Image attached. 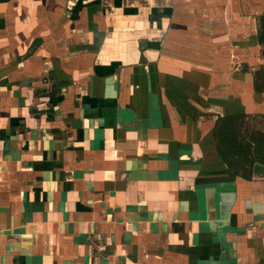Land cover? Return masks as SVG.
<instances>
[{
  "label": "crops",
  "instance_id": "1",
  "mask_svg": "<svg viewBox=\"0 0 264 264\" xmlns=\"http://www.w3.org/2000/svg\"><path fill=\"white\" fill-rule=\"evenodd\" d=\"M263 17L0 0V264H264V164L233 173L214 136L264 122Z\"/></svg>",
  "mask_w": 264,
  "mask_h": 264
},
{
  "label": "trees",
  "instance_id": "2",
  "mask_svg": "<svg viewBox=\"0 0 264 264\" xmlns=\"http://www.w3.org/2000/svg\"><path fill=\"white\" fill-rule=\"evenodd\" d=\"M261 30L260 40L264 44V17L261 19ZM256 86L262 88L258 84ZM243 125L242 116L220 120L214 135L220 139L218 151L227 168L242 175L248 173L255 162L264 164V131H241Z\"/></svg>",
  "mask_w": 264,
  "mask_h": 264
},
{
  "label": "rangeland",
  "instance_id": "3",
  "mask_svg": "<svg viewBox=\"0 0 264 264\" xmlns=\"http://www.w3.org/2000/svg\"><path fill=\"white\" fill-rule=\"evenodd\" d=\"M243 122H244V125H243L244 127L242 126L241 129H249L251 131H263L264 130L263 129L264 122L260 119L259 120L256 119V121L252 120V122H250L249 126L245 125V121H243Z\"/></svg>",
  "mask_w": 264,
  "mask_h": 264
}]
</instances>
